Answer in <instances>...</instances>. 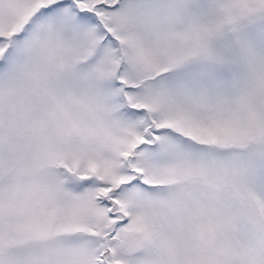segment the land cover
Instances as JSON below:
<instances>
[{
    "label": "snow or ice",
    "instance_id": "6c2138e0",
    "mask_svg": "<svg viewBox=\"0 0 264 264\" xmlns=\"http://www.w3.org/2000/svg\"><path fill=\"white\" fill-rule=\"evenodd\" d=\"M0 264H264V0H0Z\"/></svg>",
    "mask_w": 264,
    "mask_h": 264
}]
</instances>
